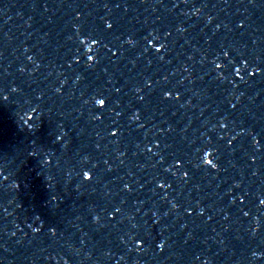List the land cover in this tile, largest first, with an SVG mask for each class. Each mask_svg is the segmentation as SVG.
Listing matches in <instances>:
<instances>
[{
  "label": "snow or ice",
  "instance_id": "snow-or-ice-1",
  "mask_svg": "<svg viewBox=\"0 0 264 264\" xmlns=\"http://www.w3.org/2000/svg\"><path fill=\"white\" fill-rule=\"evenodd\" d=\"M108 27L111 28L112 25L109 24ZM130 43H131V41H130ZM156 51L159 52V51H161V49L160 48H157ZM88 59L89 60H92L93 58L91 56H89ZM217 67H219V65H217ZM236 72H237V74H239V69H236ZM252 74H255V71H253ZM239 78L241 80H243V77L242 76H239ZM97 103L101 107H104L105 106V101L103 99L98 100ZM222 126H224V125H222ZM113 135H116V133H113ZM209 163H211V162L209 161ZM176 166L179 167V164H177ZM185 177H187V176L185 175ZM85 178L88 179V180H91L92 179V177L91 176H88L86 173H85ZM160 187H164V185H160ZM261 203L264 204V201H262ZM117 211H119V209H117ZM201 214H203V213H201ZM158 246L161 247V248L163 247V245H158Z\"/></svg>",
  "mask_w": 264,
  "mask_h": 264
}]
</instances>
